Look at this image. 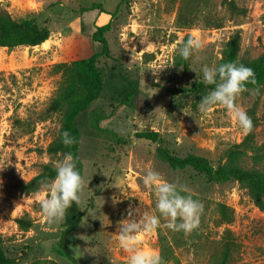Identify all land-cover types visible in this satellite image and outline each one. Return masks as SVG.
Instances as JSON below:
<instances>
[{"label": "rangeland", "instance_id": "rangeland-1", "mask_svg": "<svg viewBox=\"0 0 264 264\" xmlns=\"http://www.w3.org/2000/svg\"><path fill=\"white\" fill-rule=\"evenodd\" d=\"M196 1L0 0L12 19L29 20L50 32L37 45L0 46V237L13 264H129L131 253L119 245L120 225L133 209L136 219L144 212L160 215L154 188L142 182L149 169L196 195L204 206L197 229L178 231L175 264H218L223 246L230 249L228 264H264V209L247 190L236 180L214 182L192 168L174 170L158 155L163 147L178 156H204L215 166L223 161L224 150L245 136L223 106L199 110L201 98L215 87L203 82L201 68L222 64V50L235 31L241 35L238 65L259 56L264 0H235L246 10L238 16H231L221 0ZM93 5L104 12L91 10ZM180 11L190 14L186 25L178 21ZM208 15L219 17L221 26H206ZM107 22L110 55L97 61L103 91L78 120L85 180L78 207L85 213L62 250L63 222L50 224L40 206L49 189L25 195L13 186L29 180L43 164L56 166L64 159L46 150L62 123L61 112L46 111L65 82L58 65L99 51L92 33ZM186 34L199 35L203 44L188 60L177 54ZM199 82L200 89H193ZM235 104L252 119L256 142H263L264 85L246 86ZM94 113L101 116L99 128ZM111 132L124 142L116 144ZM140 132H157L158 139L139 138ZM258 168L264 171V164ZM114 196L120 200L115 205ZM219 203L227 206L229 221L220 215ZM26 216L32 226L20 230L16 218ZM167 222L161 217L164 231L170 230ZM139 239V248L159 252L156 229L140 233ZM77 246L82 255L73 252Z\"/></svg>", "mask_w": 264, "mask_h": 264}, {"label": "trees", "instance_id": "trees-1", "mask_svg": "<svg viewBox=\"0 0 264 264\" xmlns=\"http://www.w3.org/2000/svg\"><path fill=\"white\" fill-rule=\"evenodd\" d=\"M198 3V0L196 1ZM222 5L226 7L227 12L231 16L244 15L245 8L239 7L235 0H221ZM188 6H186L187 8ZM91 10L104 12L99 5H93ZM181 15L184 19L181 18ZM187 12L180 11L178 21H182L186 25ZM196 19V18H195ZM206 26L220 27L221 19L216 15H208L206 20H203ZM193 23H195L193 21ZM192 24V22H191ZM190 24V25H191ZM111 22L96 26L92 33L93 40L101 44V49L90 56L73 60L70 63L59 64L64 77L62 88L55 94L47 106V113L61 112L62 123L57 137L48 145L47 152L49 154L71 153L77 169L81 175L83 172V164L80 155V147L82 143L81 130L78 127L79 117L92 105V103L100 96L103 91V79L97 68V61L100 56H109V45L105 34L109 31ZM187 27V26H186ZM50 35L47 27H38L29 20L17 21L12 19L5 12L0 4V46L15 47L18 45H37L48 39ZM190 35L186 34L184 41ZM241 35L239 31H235L228 39L222 50L221 62H232L238 65V56L240 51ZM250 67L256 78V84L251 83L246 86L259 88L264 85V43L262 52L256 58L252 59L244 65ZM203 83H195L193 89H200ZM95 127L99 128L100 117L96 113L93 115ZM68 130L75 138L76 143L70 147H66L61 142L60 132ZM113 133V132H111ZM112 136L116 144H120L123 139L115 133ZM139 138H144L150 141H157V132H140L137 134ZM158 155L165 161L170 168L181 170L192 168L194 171L204 174L207 179L214 182H226L236 180L242 185L250 196L253 203L260 209H264V171L258 166L264 164V141L257 143L253 129L245 135L243 139L227 147L223 152V161L217 165H212L211 162L204 156L187 154L178 156L169 152L163 147L158 148ZM248 163L250 166H247ZM56 176L55 165L51 162L45 163L40 170L29 180H20L14 184V188L22 194L29 195L38 192L46 184L54 181ZM181 190V189H178ZM182 195H191L193 199L198 200L194 194L181 190ZM218 210L220 215L229 221L230 214L225 204L219 203ZM85 211L81 210L77 204L73 203L67 210L65 219L63 220V229L60 233L59 246L62 250H66L65 238L67 234L75 230ZM227 217V218H226ZM32 218L30 216L16 218V223L20 230H28L32 226ZM157 243L159 253L162 257L163 264L169 262L176 263L174 254L175 241L178 231H164L161 227L156 229ZM218 264H228L230 249L227 246L222 247ZM13 259L5 255L2 249V238L0 237V264H13Z\"/></svg>", "mask_w": 264, "mask_h": 264}, {"label": "clouds", "instance_id": "clouds-1", "mask_svg": "<svg viewBox=\"0 0 264 264\" xmlns=\"http://www.w3.org/2000/svg\"><path fill=\"white\" fill-rule=\"evenodd\" d=\"M178 45L177 54L184 60L191 58L194 52L203 47L201 38L197 34H192L182 43L178 42ZM201 72L203 82L206 85H215V87L201 98L199 110L207 113L212 110L213 106L221 105L230 111L232 119L237 122L245 135L250 133L253 129L252 119L244 109L235 104V99L246 90L247 84H256L254 71L250 67L227 62L216 67L203 65ZM60 138L66 147L76 143L75 138L66 129L60 132ZM55 168L54 181L45 185L49 189V195L41 200L40 206L47 221L50 224L58 225L63 222L67 210L73 203L81 204L85 180L77 169L71 153H67ZM142 182L144 186L154 188L157 196L156 210L160 215H149L144 212L139 219H136L133 218V214L138 210H131L128 213L129 219L120 225L119 245L131 253L129 264H163L158 251L143 250L138 247L140 244L139 234L160 227L161 217L167 218L166 227L168 229L190 234L198 228L204 206L200 201L193 199L190 194L182 195L176 184L168 182L155 170L149 169ZM112 202L114 205L118 204L119 197L114 196ZM88 215L92 216V213L89 212ZM81 224L83 226L84 221ZM82 238L84 239V237ZM85 251L88 250L85 249ZM73 252L78 256L82 255L79 246L74 248Z\"/></svg>", "mask_w": 264, "mask_h": 264}]
</instances>
